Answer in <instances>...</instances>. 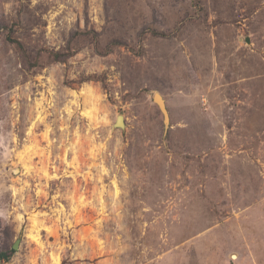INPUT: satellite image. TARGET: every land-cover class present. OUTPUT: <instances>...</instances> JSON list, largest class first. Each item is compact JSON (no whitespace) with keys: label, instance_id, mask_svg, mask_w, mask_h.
<instances>
[{"label":"rangeland","instance_id":"obj_1","mask_svg":"<svg viewBox=\"0 0 264 264\" xmlns=\"http://www.w3.org/2000/svg\"><path fill=\"white\" fill-rule=\"evenodd\" d=\"M0 253L264 264V0H0Z\"/></svg>","mask_w":264,"mask_h":264},{"label":"water","instance_id":"obj_2","mask_svg":"<svg viewBox=\"0 0 264 264\" xmlns=\"http://www.w3.org/2000/svg\"><path fill=\"white\" fill-rule=\"evenodd\" d=\"M153 101L157 105L159 111L161 112V114L163 116L164 123L167 124L168 123V116H167V112H166L164 102H163L161 96L159 94H155L153 96ZM115 125L117 127H123L122 117H120V116L117 117ZM12 248H13V250L17 248V242L13 245Z\"/></svg>","mask_w":264,"mask_h":264},{"label":"trees","instance_id":"obj_3","mask_svg":"<svg viewBox=\"0 0 264 264\" xmlns=\"http://www.w3.org/2000/svg\"><path fill=\"white\" fill-rule=\"evenodd\" d=\"M0 258H2V259H7V256H6V254L5 253H0Z\"/></svg>","mask_w":264,"mask_h":264}]
</instances>
